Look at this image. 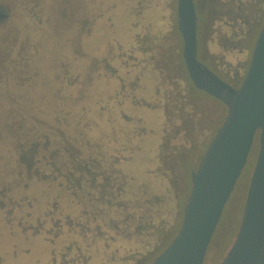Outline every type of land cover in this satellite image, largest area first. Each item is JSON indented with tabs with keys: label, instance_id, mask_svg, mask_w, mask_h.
<instances>
[{
	"label": "rangeland",
	"instance_id": "obj_1",
	"mask_svg": "<svg viewBox=\"0 0 264 264\" xmlns=\"http://www.w3.org/2000/svg\"><path fill=\"white\" fill-rule=\"evenodd\" d=\"M224 2L226 7L222 12L226 15L223 18H218L213 9L211 12L202 10L200 13L207 18L202 19L206 22L202 24L201 30L202 32L206 30V33L200 49L201 53L199 56L197 55V59L206 67L208 66L203 62L207 63L227 79L232 75L241 78L246 71L250 47H252L251 42L243 43L241 41L249 27L246 25L247 23L243 26L242 22H236L235 16H231L228 11L233 8L234 1L224 0ZM0 9L5 15L12 16L9 20L5 18L0 21V103L6 105V101H10L13 96L9 92L14 86L10 76L19 74L22 76L25 74L24 70L28 75L32 67L39 69L40 77L20 80V83L25 86V90L29 87L30 92L34 91L37 83L42 86L54 83L60 89H65V85L74 77V88L86 98L88 97L87 99L94 109H105V112L101 114L109 119L108 124H103V126L99 124L96 127L100 128V125L103 127L99 133L104 136L102 139L109 144L110 149L114 146L121 147L125 138L121 137L117 127L125 126L123 132L129 136V143L128 152L123 154H127L129 157L123 173L135 182H144L145 178L151 177L146 170H152L155 167L154 163L158 165L156 172L159 173V177L153 176L156 179L155 182L148 180L147 184L158 187L152 190V194L160 198L166 197L165 203L169 207L162 212L163 225L165 228L177 231L189 192L190 175L196 169L207 143L215 133L213 127L218 128L221 124L226 108L213 99H207L204 96L197 98L198 113L204 122L202 120L200 122L198 119L195 128H191L190 131L194 148L191 158L185 160V167L187 170L192 169L191 173L185 168L179 169V160L183 155L180 157L169 155L172 150L178 151L182 145L190 148V145L182 140L180 135L173 138L170 136V141L162 139L158 145V152H155L162 131V119H164L163 127H168L170 131V128L175 127L178 121L172 119L168 124H165L162 106L163 118L157 108H148L141 103H143L142 100L147 101L146 98L150 97L149 92L154 87V81L157 82L156 86H160L162 92L169 88L168 83H161V73L153 66L155 62H151V59L159 52L158 49H165L169 55L171 53L166 61L171 64L174 76L184 75L179 56L182 51V40L176 32V0H0ZM79 11L81 14L78 13ZM242 13L248 12L247 10L239 11L240 21L250 19L249 16H244ZM24 14L27 15L26 20ZM35 17L41 18L43 22L42 29L38 31L37 27H34L38 26L35 23L37 22ZM79 18H84L83 22L88 23L85 29H82L84 25L79 24ZM16 23L18 24L16 25ZM214 31L215 35L211 37V33ZM248 35H250L249 32ZM140 37L142 38L141 46L145 47L143 52H140L136 47V39H140ZM145 37H148L146 43L143 41ZM117 53L118 55H116ZM115 56L118 58L115 59ZM104 59L113 60V63L110 61L111 66L117 68L115 73L121 75L127 83V87L131 85V80L139 78L140 86L133 94V88H129L128 92L131 96L134 95L135 98L142 99L137 101L141 103H136L126 110L123 104L127 98L125 97L121 103L113 95L117 80L115 78L109 80L96 78L97 75L105 76L107 74ZM87 67L88 70H86ZM99 71L102 72L98 73ZM14 90H19V88ZM30 92L29 97L35 95V92ZM39 93H41V88H39ZM155 93L157 94L158 90ZM25 95L28 96L27 91ZM152 99L158 101L156 96ZM10 105L11 102H9ZM116 105L122 107L123 110L118 109ZM119 111H122L126 117L122 116ZM7 114V110L1 113L2 117L0 118H3L4 125ZM142 126L147 133L145 130L144 133L137 130ZM5 143L6 147L8 144L12 145L11 141L7 143V139ZM162 145H165L163 153L166 154L160 157ZM257 150L258 133L247 163L226 202L203 264H219L235 238ZM122 156L120 155L121 159ZM168 156H171L169 161H167ZM0 162V173L3 174L1 180L9 183L11 180L10 161L6 159ZM159 164L163 166L160 167ZM174 165L176 167L175 174L172 176L165 174L167 177L163 176L164 181L162 172L158 171L159 168L166 169V167ZM168 178L175 182V188L179 191L178 196L182 204L177 201ZM42 189L44 195L34 200V213L43 212L45 198L58 197L61 204L66 205L67 194L65 191L51 189L48 185ZM7 205L8 207L5 209L7 214L0 210V260L2 264H49L51 255L58 251L59 242L65 236L59 237L55 243H50L42 235L24 234L17 226H14L15 220L10 217L13 215L8 212L9 202ZM164 208L166 209V207ZM161 222L155 221L156 224H161ZM158 237L153 235L148 237L133 236L132 241L130 239L119 241L118 246L120 248L122 246L125 248L136 247L143 252L145 245L155 244ZM120 254L117 255L120 256ZM117 258L119 257L117 256ZM107 264L118 263L115 261Z\"/></svg>",
	"mask_w": 264,
	"mask_h": 264
},
{
	"label": "trees",
	"instance_id": "obj_2",
	"mask_svg": "<svg viewBox=\"0 0 264 264\" xmlns=\"http://www.w3.org/2000/svg\"><path fill=\"white\" fill-rule=\"evenodd\" d=\"M78 13L81 14L80 11ZM24 17L26 20L27 15L24 14ZM79 19V24L84 25L82 29H85L88 23L83 22L84 18ZM35 20L38 26L34 27H37L38 31L42 29L43 22L41 18L35 17ZM176 32L180 35L177 28ZM141 40V37L136 39V47L143 52L145 47L141 46ZM147 40L148 37H145L144 43ZM158 50L157 56L155 55L151 62H155L153 66L161 73V83H168L169 88L162 92L154 81V87L149 92L150 97L146 98L147 101L129 94L128 90L133 88V94L140 86V80L139 78L131 80V85L127 87L121 75L115 73L117 68L111 66L113 60L104 59L107 74L97 75L96 78L117 80L113 95L121 103L125 97L127 98L123 104L126 110L136 103H141L137 102L138 100H142L141 104L148 108H157L162 118L161 106L163 107L165 124L172 119L177 120L178 123L170 128V131L168 127H163L164 119H162V131L155 152H158V145L162 139L170 141V136L173 138L180 135L190 148L182 145L178 151L172 150L169 155L173 154L175 157L183 155L179 160V169L182 167L191 173L192 169L187 170L185 167V160L191 158L194 148L190 131L191 128H195L198 119L204 122L199 116V104L196 100L204 96L221 102L193 86L181 55H179L180 63L184 75L174 76L171 64L166 61L171 53L169 55L162 48ZM116 58L118 57L115 56ZM24 71L25 74L22 76L20 74L10 76L14 86L8 91L13 96L10 101H6V105L0 103V117L2 112L8 111L5 125L3 118H0V161L6 159L10 161L11 176L9 183L2 182L3 174L0 173V207L6 209L9 202L8 212L13 215L10 217L15 220L14 226L24 234L42 235L50 243H55L59 237L65 236L59 242L58 251L51 255L49 264H107L115 261L118 264H148L176 232L163 225L162 212L169 207L165 203L166 197L160 198L152 194L156 186L147 184L148 180L155 182L153 176L159 177V173L156 172L158 165L154 163L155 167L152 170H146L151 177L145 178L144 182H135L123 173L129 157L123 154L128 152L129 143V136L123 132L125 126L117 127L121 137L125 138L122 141V148L114 146L110 149L109 144L102 139L104 136L99 133L100 129H103L101 125H106L109 121L101 114L105 109H94L88 97L74 88V77L65 85V89H60L54 83L48 86L37 83L34 91H31L35 92V95L29 97L30 88L25 90L20 80L38 79L40 71L34 67L29 70L28 75L26 70ZM216 74L222 78L219 73ZM14 87L19 90H14ZM156 90L159 96L155 93ZM26 91L28 96L25 95ZM154 96L158 101L152 99ZM9 102H11L10 106ZM116 106L123 110L122 107ZM119 112L126 117L122 111ZM99 124H101L100 128H97ZM140 124L142 125L141 122ZM213 129L216 131L217 128L213 127ZM137 130L144 133L145 129L142 126ZM6 139L7 143L11 141L12 145L8 144L6 147ZM164 148L165 145H162L160 157L166 154L163 153ZM120 155H123L122 159ZM170 157H167V161ZM159 166L163 165L159 164ZM190 167L192 168L191 163ZM175 169L174 165L166 169L159 168L158 171L162 172L160 173L162 177H167L165 174L172 176L176 172ZM163 179L165 181L164 177ZM168 180L177 201L182 204L175 182L170 178ZM165 184L167 185V182ZM45 185L51 189L65 191L66 205H62L58 197L45 198L43 212L34 213V200L44 195L42 188ZM156 220L162 221L161 224H156ZM149 235L159 237L155 244L145 245L143 252L136 247L118 246L119 241L128 239L132 241L133 236L148 237ZM118 253L120 256L117 255ZM0 264H2L1 260Z\"/></svg>",
	"mask_w": 264,
	"mask_h": 264
},
{
	"label": "water",
	"instance_id": "obj_3",
	"mask_svg": "<svg viewBox=\"0 0 264 264\" xmlns=\"http://www.w3.org/2000/svg\"><path fill=\"white\" fill-rule=\"evenodd\" d=\"M181 56L193 86L220 101L225 116L197 167L180 225L148 264H203L222 212L241 175L258 133V150L249 177L235 238L219 264H264V24L248 67L233 86L197 59L193 0H176Z\"/></svg>",
	"mask_w": 264,
	"mask_h": 264
},
{
	"label": "flooded vegetation",
	"instance_id": "obj_4",
	"mask_svg": "<svg viewBox=\"0 0 264 264\" xmlns=\"http://www.w3.org/2000/svg\"><path fill=\"white\" fill-rule=\"evenodd\" d=\"M231 1H234V3L232 4L233 8L228 10V11H230L231 16H235L236 22H238V21L242 22L243 26L247 23L246 25H248V27H249L248 32L250 33V35H248V32H247V34H245L242 37L243 40H241V41H243V43L248 42V41L252 43V47H250L251 48L250 49V55H251V51H252L255 39H256L261 27L264 24V0H244V1L243 0H231ZM193 4H194V8H195V17H196L197 55L199 56V54L201 53L200 49L202 48V43L205 39L204 34L206 33V30H204V32H202V30H201L202 24H204L206 22V21L204 22V20H202V19L207 18L206 16L204 17V15L200 14L201 11L206 10L207 12H211V10L213 9L214 14H216L218 18L219 17L223 18L226 14H224L222 11H225L224 8L226 7V5H225L224 0H193ZM227 5H228V2H227ZM240 10L241 11L247 10L248 13H242V14L244 16H249L250 19L245 20V21H243V20L240 21L239 20V11ZM11 17L12 16H10L9 14L5 15L2 12V10L0 9V21L5 19V18H7V20H9V19H11ZM176 28L179 31L178 26H177V15H176ZM215 33H216L215 31L212 32L211 37H213V35H215ZM243 33H244V31H243ZM233 47H235V45H233ZM250 55H249V59H250ZM249 59H248V63H249ZM206 60L208 61V59H206ZM203 63L206 64L208 67H210L207 63H205V62H203ZM247 67H248V65H247ZM247 67H246V69H247ZM211 69L215 72V70L213 68H211ZM222 79L225 80L226 82L230 83L233 86H237L238 83L240 82V80L242 79V77L240 78L237 75H235V76L232 75L229 79L222 76ZM0 210L2 213L6 214L5 209L0 207Z\"/></svg>",
	"mask_w": 264,
	"mask_h": 264
}]
</instances>
